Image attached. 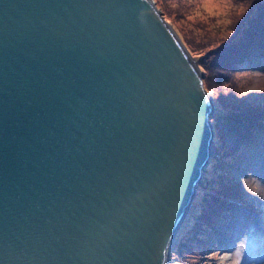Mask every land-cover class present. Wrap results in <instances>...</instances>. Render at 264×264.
<instances>
[{
    "label": "water",
    "instance_id": "water-1",
    "mask_svg": "<svg viewBox=\"0 0 264 264\" xmlns=\"http://www.w3.org/2000/svg\"><path fill=\"white\" fill-rule=\"evenodd\" d=\"M214 112L154 0H0V264H165Z\"/></svg>",
    "mask_w": 264,
    "mask_h": 264
},
{
    "label": "rangeland",
    "instance_id": "rangeland-1",
    "mask_svg": "<svg viewBox=\"0 0 264 264\" xmlns=\"http://www.w3.org/2000/svg\"><path fill=\"white\" fill-rule=\"evenodd\" d=\"M154 2L202 71L215 108L220 106L227 114L223 115L234 122H242L243 127L253 118L261 120L260 117L264 116L261 113H264V59H260L252 67L240 66L237 67L240 70L234 71L227 68L229 64H223L224 67L219 65L223 63L221 54L225 55L236 47L235 43L247 39L250 24L258 21L264 30V0ZM259 40L263 41V49L264 34L259 35ZM252 41L259 43L257 39ZM211 62L214 65H209ZM218 130L213 126L215 153L204 165L203 177L196 183V192L190 201V209L194 212L193 219L202 215L204 222L200 219L197 226L191 219V224L188 223L181 229L168 250L165 264H264V259L256 263L245 261L255 253L252 248L255 223L260 218L264 219V142L249 155L247 162L232 166L228 172L224 164L229 159L228 151L231 147L227 144L233 140V134ZM224 188L232 189L237 196L244 199L247 212L243 210V213L248 215L233 237L221 238V244L226 245L221 247L215 238L212 239L199 229H202V223L206 224V215L202 211L203 200L211 196L209 194L213 190ZM250 209L256 214L259 213L258 219H253ZM224 231L232 232L227 227ZM197 237L201 240H196ZM256 240L261 242L264 237L259 236ZM177 247L182 251H178Z\"/></svg>",
    "mask_w": 264,
    "mask_h": 264
},
{
    "label": "trees",
    "instance_id": "trees-1",
    "mask_svg": "<svg viewBox=\"0 0 264 264\" xmlns=\"http://www.w3.org/2000/svg\"><path fill=\"white\" fill-rule=\"evenodd\" d=\"M243 15L246 14L244 13ZM247 31L249 32L247 34V39L235 43L236 47L225 55L221 54L223 63L219 66L224 67L223 64H229L227 68L234 71L235 69L240 70L237 69V67L240 66L251 65L250 67H252L258 63L260 59H264V48L262 49L263 41L260 42L259 40V35L264 34V30H262V27L257 21V23L250 24ZM252 39H257L259 43H255L252 41ZM209 65H214V62L209 63ZM224 76H226V74ZM203 83L206 88L209 87L205 79H203ZM261 113L264 114L262 111ZM223 114H225V112L220 106H217L215 108L214 117L211 119V121L217 130L222 129V131H228L233 134V140L230 144H227L229 147H231L228 151L229 159L224 164L226 170L230 172L232 166H238L242 164L241 162H247L249 155L253 154L257 147L263 145L260 143L264 142V116L260 117L261 120L253 118L245 125V127H243L242 122H234L231 118L225 116L227 114ZM230 202L227 200V197L216 199L214 193H212L211 196L205 197L202 204V211H204L206 215V225L204 223H202V225L207 228V225L215 227L217 224H220V218L224 217V212L228 206H230ZM198 219H202L204 222L202 216L199 215ZM192 220L190 217V224L191 221L194 224L199 223L197 219L192 218ZM197 226H199V224H197ZM199 231L203 232L204 234L207 233L206 229H199ZM195 239L198 240L197 238ZM176 249L178 251H182L179 247Z\"/></svg>",
    "mask_w": 264,
    "mask_h": 264
},
{
    "label": "bare ground",
    "instance_id": "bare-ground-1",
    "mask_svg": "<svg viewBox=\"0 0 264 264\" xmlns=\"http://www.w3.org/2000/svg\"><path fill=\"white\" fill-rule=\"evenodd\" d=\"M161 12V11H160ZM161 14H162V12H161ZM163 15V14H162ZM163 17H164V15H163ZM165 18V17H164ZM175 32V31H174ZM177 35V34H176ZM181 41V40H180ZM182 43V42H181ZM186 51H187V49H186ZM189 54V53H188ZM190 56V55H189ZM191 60H192V62H194V60L191 58ZM195 63V62H194ZM196 64V63H195ZM196 67H197V65H196ZM198 68V67H197ZM198 70L199 71H201L199 68H198ZM202 72V71H201ZM210 122H211V119H210ZM214 147V146H213Z\"/></svg>",
    "mask_w": 264,
    "mask_h": 264
}]
</instances>
